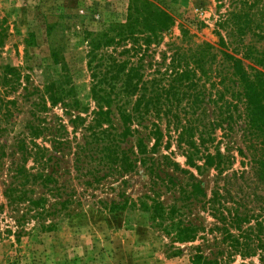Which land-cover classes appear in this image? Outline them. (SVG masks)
I'll use <instances>...</instances> for the list:
<instances>
[{
  "label": "trees",
  "instance_id": "1",
  "mask_svg": "<svg viewBox=\"0 0 264 264\" xmlns=\"http://www.w3.org/2000/svg\"><path fill=\"white\" fill-rule=\"evenodd\" d=\"M249 1L240 0V8L221 13L218 25H230L240 36L251 31L245 26L254 17L248 10L255 0ZM242 6L248 7L246 12ZM173 24V17L151 1L130 0L124 23L88 34L89 98L95 106L91 111L79 99L65 66L59 83L50 80L41 89L22 86L28 106H20L16 98L7 97L21 86L20 69L5 66L0 76V198L5 203L0 202V209L6 206L10 211L16 238L29 220L52 230L54 218L69 216L75 205L85 203L79 198L84 192L78 193L74 184L95 190L109 179L125 183V176L143 168L149 194L133 200L120 193V201L103 202L107 209L138 205L156 226L172 234L173 241H205L202 224H193L176 205L166 206L159 199L161 188L178 190L180 201L201 202L207 197L201 181L175 160L174 143L197 174L203 169L215 171L204 202L213 219L208 233L214 250L206 256L196 245L191 264H233L237 257H257L264 263L262 210L248 209L246 200L236 190L232 193L239 180H254L264 193V58H253L261 69L245 66L226 50L219 33L216 48L195 43L193 35L182 29L180 37L165 44L161 62L153 65L151 46H159ZM258 33L263 39L264 30ZM52 58L54 64L60 63L55 51ZM57 105L69 116L73 137L62 118L47 116ZM206 106L213 108L209 112ZM88 113L91 119L85 124ZM233 150L242 158L241 167L249 166V171L228 174L235 160ZM177 173L187 177L185 183ZM252 197L256 198L255 192Z\"/></svg>",
  "mask_w": 264,
  "mask_h": 264
},
{
  "label": "rangeland",
  "instance_id": "2",
  "mask_svg": "<svg viewBox=\"0 0 264 264\" xmlns=\"http://www.w3.org/2000/svg\"><path fill=\"white\" fill-rule=\"evenodd\" d=\"M149 1L166 10L174 19V24L163 36L162 43L157 47L151 46L153 65L161 62L162 52L167 48L165 44L175 40L176 36L180 37L182 29H187L193 35L195 43L207 42L216 48H219L220 34L228 52L241 58L245 66L261 69L260 66L254 65L253 58H264V38L261 39L258 35V30H264V0H255L253 9L248 10H251L254 17L245 27L252 30L243 36L233 34L230 25H218L219 15L240 8V0ZM129 4L130 0H0V76L5 66L16 67L21 72V86H18L15 92L8 93L7 97L16 98L20 106H28L22 97V86L41 89L50 80L59 83L62 81V69L65 66L72 75L82 104L88 105L89 111L94 109V103L89 98L87 36L91 32L104 31L111 24L124 23ZM241 9L246 12L248 7L242 6ZM120 50L121 47H117V52ZM52 51L56 52L57 61L60 63L54 64ZM168 61L169 59L165 64H168ZM155 67H148L145 73L152 72ZM161 68L164 69V65ZM206 108L210 112L213 106ZM19 116L23 117V114ZM47 116L52 120L56 116L62 118L70 137H73L72 127L68 123L69 116L64 114L60 105L51 109ZM86 118L85 124L91 119V114ZM82 132L81 126L76 129L78 141ZM220 134L221 131L217 130V139ZM212 148L211 146L213 152ZM220 148L223 151V144ZM171 149L174 150V158L180 166L192 171L201 181L208 198L214 184L215 171L211 168L203 169L197 174L185 164L184 156L176 149L174 143ZM232 154L235 160L228 174L232 170L249 171V166L241 167L242 158L235 150ZM176 176L183 183L186 182L187 177L184 174L177 173ZM246 176L251 178L249 174H245ZM124 179L127 182L120 183L119 180L109 179L95 190H85L81 185L74 184L78 193L84 192L79 198L85 203L75 205L74 212L69 216L54 218L56 225L52 230L41 229L40 221L36 219L29 220L19 239L14 235L16 223L9 217L10 211L4 206L0 209V264H191L195 254L194 248L198 244L202 246L206 256L210 255L209 251L214 248L210 246L212 235L208 233V228L213 219L207 203H204L206 198L201 199V202L180 201L178 190L160 189L159 199L164 205H176L180 212H183V218L205 227V241L196 239L179 243L173 241L172 234L168 235L156 226L149 213L138 205L124 210L107 209L103 202L109 205L111 201H120V193L133 200L143 194H149V178L143 168L125 176ZM236 186L238 188H233L232 193L236 190L235 194L246 200L248 209L253 207L255 212L262 210L260 213L264 217V200L261 198L264 193L259 185L254 180H239ZM239 188L241 190H238ZM1 190L0 187V193ZM253 192L256 198L252 197ZM0 202L5 203V200L1 197ZM239 262L262 264L257 257L244 260L237 257L233 264Z\"/></svg>",
  "mask_w": 264,
  "mask_h": 264
}]
</instances>
